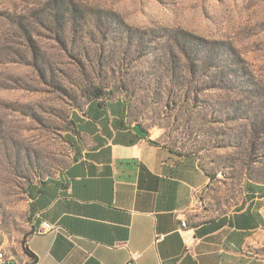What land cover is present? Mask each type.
Masks as SVG:
<instances>
[{
  "label": "rangeland",
  "instance_id": "rangeland-1",
  "mask_svg": "<svg viewBox=\"0 0 264 264\" xmlns=\"http://www.w3.org/2000/svg\"><path fill=\"white\" fill-rule=\"evenodd\" d=\"M114 113L198 157L193 222L258 216L264 264V0H0V263L25 264L34 193Z\"/></svg>",
  "mask_w": 264,
  "mask_h": 264
},
{
  "label": "crops",
  "instance_id": "crops-1",
  "mask_svg": "<svg viewBox=\"0 0 264 264\" xmlns=\"http://www.w3.org/2000/svg\"><path fill=\"white\" fill-rule=\"evenodd\" d=\"M103 115L89 117L65 171L34 193L25 247L36 259L24 252L25 264H127L135 254L134 264H250L258 216L242 208L193 222L210 181L198 157L135 138L117 114Z\"/></svg>",
  "mask_w": 264,
  "mask_h": 264
},
{
  "label": "water",
  "instance_id": "water-1",
  "mask_svg": "<svg viewBox=\"0 0 264 264\" xmlns=\"http://www.w3.org/2000/svg\"><path fill=\"white\" fill-rule=\"evenodd\" d=\"M133 130L140 138H146L152 143L155 142L154 140L147 137V132L141 127V125L139 124L135 125Z\"/></svg>",
  "mask_w": 264,
  "mask_h": 264
},
{
  "label": "built area",
  "instance_id": "built-area-1",
  "mask_svg": "<svg viewBox=\"0 0 264 264\" xmlns=\"http://www.w3.org/2000/svg\"><path fill=\"white\" fill-rule=\"evenodd\" d=\"M183 225H185V222H182ZM42 229H52L53 225H51L48 222H43L42 224ZM138 256V254L133 255V257L131 258V260L129 262H127V264H134L136 257Z\"/></svg>",
  "mask_w": 264,
  "mask_h": 264
},
{
  "label": "trees",
  "instance_id": "trees-1",
  "mask_svg": "<svg viewBox=\"0 0 264 264\" xmlns=\"http://www.w3.org/2000/svg\"><path fill=\"white\" fill-rule=\"evenodd\" d=\"M137 138H139L138 136H136ZM207 175L210 177V175L207 173ZM27 238V237H26ZM25 241L26 239L24 240V250H25V253L30 256L33 260L36 259V256L35 254H33L30 250H28L26 247H25Z\"/></svg>",
  "mask_w": 264,
  "mask_h": 264
}]
</instances>
